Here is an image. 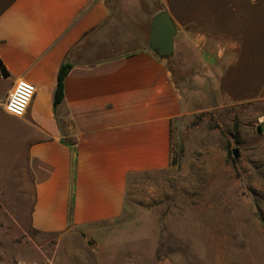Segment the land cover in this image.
<instances>
[{
  "label": "crops",
  "instance_id": "0c3cea01",
  "mask_svg": "<svg viewBox=\"0 0 264 264\" xmlns=\"http://www.w3.org/2000/svg\"><path fill=\"white\" fill-rule=\"evenodd\" d=\"M161 11L169 62L148 50ZM0 59L7 95L35 86L21 118L0 101L7 145L25 147L30 226L64 234L120 219L132 178L172 164L183 117L264 101V0H0Z\"/></svg>",
  "mask_w": 264,
  "mask_h": 264
},
{
  "label": "rangeland",
  "instance_id": "374dc122",
  "mask_svg": "<svg viewBox=\"0 0 264 264\" xmlns=\"http://www.w3.org/2000/svg\"><path fill=\"white\" fill-rule=\"evenodd\" d=\"M8 89L0 75V101ZM263 127L264 101L192 112L173 129L170 167L132 178L120 219L43 234L25 147L7 145L0 117V264H264Z\"/></svg>",
  "mask_w": 264,
  "mask_h": 264
},
{
  "label": "water",
  "instance_id": "95a60500",
  "mask_svg": "<svg viewBox=\"0 0 264 264\" xmlns=\"http://www.w3.org/2000/svg\"><path fill=\"white\" fill-rule=\"evenodd\" d=\"M176 33V26L169 14L166 11L157 13L150 22L148 50L159 58L170 57L173 53ZM257 131L260 133V128ZM233 153L237 157L236 149Z\"/></svg>",
  "mask_w": 264,
  "mask_h": 264
},
{
  "label": "built area",
  "instance_id": "2783aa9c",
  "mask_svg": "<svg viewBox=\"0 0 264 264\" xmlns=\"http://www.w3.org/2000/svg\"><path fill=\"white\" fill-rule=\"evenodd\" d=\"M35 86L25 80L17 81L8 93L4 109L15 117L21 118L25 115L29 104L34 96ZM264 131V127L262 128Z\"/></svg>",
  "mask_w": 264,
  "mask_h": 264
},
{
  "label": "trees",
  "instance_id": "16d2710c",
  "mask_svg": "<svg viewBox=\"0 0 264 264\" xmlns=\"http://www.w3.org/2000/svg\"><path fill=\"white\" fill-rule=\"evenodd\" d=\"M167 58H161V59L166 60ZM70 67H71L70 64L64 63L61 66L60 70H59V73H58V76H57L56 91H55V95H54V106H57L62 101L64 78L67 75ZM0 75L4 79L8 77V72H7L6 68H5V66L3 65L1 59H0Z\"/></svg>",
  "mask_w": 264,
  "mask_h": 264
}]
</instances>
